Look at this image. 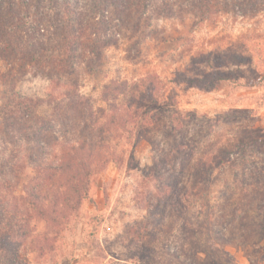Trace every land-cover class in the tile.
Returning <instances> with one entry per match:
<instances>
[{"label": "rangeland", "instance_id": "374dc122", "mask_svg": "<svg viewBox=\"0 0 264 264\" xmlns=\"http://www.w3.org/2000/svg\"><path fill=\"white\" fill-rule=\"evenodd\" d=\"M146 2L124 23L118 6L93 14L95 51L75 55L80 92L94 105L122 102V82L145 76L153 101L142 104L145 124L117 138L122 160L91 176L77 209L66 216L62 199L41 204L47 213L57 209L51 218L61 225L13 196L57 163L49 153L60 145L50 143L70 137L71 121L57 114L71 113L67 98L46 75L22 70L0 42V264H264V177L257 181L264 169V13H218L194 24L163 0ZM57 3L36 6L53 14ZM37 9L22 15L28 21ZM32 33L21 31L30 42ZM21 97L53 120L46 142L22 126L25 108H14ZM223 146L233 147L228 167L215 156ZM183 191L192 193L182 211Z\"/></svg>", "mask_w": 264, "mask_h": 264}, {"label": "trees", "instance_id": "16d2710c", "mask_svg": "<svg viewBox=\"0 0 264 264\" xmlns=\"http://www.w3.org/2000/svg\"><path fill=\"white\" fill-rule=\"evenodd\" d=\"M37 1L43 0H0L1 50L8 51L10 56H14L15 62L22 70L28 66L46 75L53 87L52 90L58 89V96L67 98L65 106L71 113L57 112V114L64 121H71L70 137L64 140L59 137L53 139L51 146H60L57 152L53 149L49 155L55 157L57 163H49L47 167L40 168L38 174L32 178L34 180L32 187L27 189L23 196L14 195L13 198L21 201L23 199L31 208L36 209L39 215L52 220L54 224L61 225L63 221L51 218L52 212L57 209L53 208L47 213L43 211L45 207L41 204L49 205V201L57 203L62 199L59 207L66 216L77 209L81 200L89 193L91 176L103 169L108 161L118 163L122 160V154L116 152L117 138H129L141 119L145 124L148 111L143 109L142 104L147 100L153 101L147 97L151 87L146 83L150 77L145 76L138 81L122 82L126 87L122 102L109 101L105 98L106 106L94 105L88 96L80 92L79 88L82 84L76 76L75 55L77 50L85 48L91 52L96 48L91 37L96 22L93 18L97 12L104 10L105 6H118L121 12L118 18L124 23L129 19L131 13L128 11L131 8L141 10L146 7L147 2L90 0L89 3L87 1L84 3L81 0H51L55 3L58 1L57 5H61L62 8L58 9L55 5L54 13L50 14L48 5H39L37 9ZM163 5L169 11L178 8L179 11L190 13L194 18V24L207 22L218 13L237 14L243 17L264 13V0H163ZM32 6L38 11L36 15L34 13L35 17L30 18L28 15L27 21L22 15V10L29 11ZM21 31L25 36L30 37H33L32 32H35L36 41L25 40ZM139 95L140 97L143 95V98ZM50 97L53 98V93ZM34 103L28 98L21 97V101L14 102V108L18 111L21 106L25 108L24 111H20L22 126L28 127L31 135L36 136L43 143L46 142V137L54 126L51 124L53 120L39 115L34 109L36 107ZM9 106L11 107V103ZM260 143L264 144V141ZM243 145L245 143L238 144L237 147ZM232 152L233 147H219L215 156H221L219 160L221 166H229L228 155L230 156ZM41 165L45 164L41 163ZM263 177L264 169L257 174V181ZM191 193L192 191H183L182 196L179 193V197L184 200L180 201L182 211L189 209L186 202ZM231 208L232 206H229L226 210L231 211ZM176 209L180 210L178 207ZM233 217L228 214V221ZM2 233L7 235L9 231Z\"/></svg>", "mask_w": 264, "mask_h": 264}]
</instances>
